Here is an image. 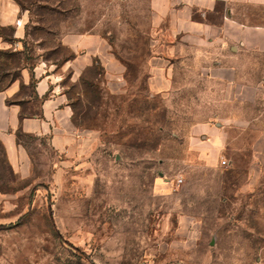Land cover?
<instances>
[{"label": "rangeland", "instance_id": "obj_1", "mask_svg": "<svg viewBox=\"0 0 264 264\" xmlns=\"http://www.w3.org/2000/svg\"><path fill=\"white\" fill-rule=\"evenodd\" d=\"M18 5L0 88L42 67L64 130L85 141L72 154L21 135L30 163L17 172L0 146V264L264 263V160L245 122L261 108L220 103L224 90L182 64L168 76L148 0Z\"/></svg>", "mask_w": 264, "mask_h": 264}, {"label": "crops", "instance_id": "obj_2", "mask_svg": "<svg viewBox=\"0 0 264 264\" xmlns=\"http://www.w3.org/2000/svg\"><path fill=\"white\" fill-rule=\"evenodd\" d=\"M148 3L154 26L165 29L156 32L154 59L167 61L168 76L182 64L183 70L194 69L224 90L226 98L220 103H230L232 108L239 104L248 109L261 108L258 112L248 110L251 114L245 122L255 126L260 140L255 158L264 160V0ZM23 22L18 0H0V50L22 38ZM8 27H12L10 41L2 34ZM51 84L43 68L35 66L31 71L22 69L18 78L0 88V146L14 172L30 163L18 140L21 135L47 138L56 151L78 154L82 150L85 139L79 140L63 128L69 113L64 111L62 96L50 88ZM228 122L234 125L244 121L235 113ZM207 137L210 147L218 148L225 141L217 132L207 131ZM208 263L212 264L205 262Z\"/></svg>", "mask_w": 264, "mask_h": 264}, {"label": "built area", "instance_id": "obj_3", "mask_svg": "<svg viewBox=\"0 0 264 264\" xmlns=\"http://www.w3.org/2000/svg\"><path fill=\"white\" fill-rule=\"evenodd\" d=\"M221 163L224 164L225 161H222ZM177 183H178V184L181 183V180H177Z\"/></svg>", "mask_w": 264, "mask_h": 264}]
</instances>
